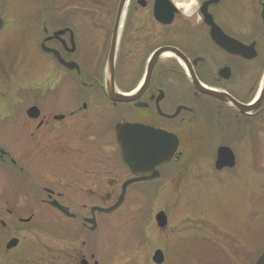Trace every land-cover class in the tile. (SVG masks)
<instances>
[{"label": "rangeland", "instance_id": "rangeland-1", "mask_svg": "<svg viewBox=\"0 0 264 264\" xmlns=\"http://www.w3.org/2000/svg\"><path fill=\"white\" fill-rule=\"evenodd\" d=\"M94 1L99 13L90 14L89 24L103 26L102 9L107 2ZM54 3L56 7L64 5V8L75 9L94 5L89 0H0V16L4 20L0 31V146L3 149L12 147V140L19 138L18 127L24 117L22 110L30 103L21 97L19 90L38 80L40 72H47L43 71L48 67L44 54L40 52L35 61L32 53H36L34 42L44 34L40 31L42 24L51 31ZM109 3L114 5L115 1ZM82 14L78 12L79 16ZM85 17H77L80 24L88 23ZM222 20L228 22L226 17ZM30 25L35 27L31 29ZM255 30L249 29L250 35H255ZM240 31L237 25L233 26L232 33ZM218 55L214 54L213 62H209L212 71L215 70L213 64L222 62ZM256 65L264 66V58L260 56L252 62V66ZM123 66L128 75L136 68L129 58L124 60ZM49 77L50 86L52 76ZM120 81L124 89L133 86L130 78ZM259 81L260 78L254 76L243 79L241 74L233 84L224 83V86L239 99L248 101L255 96ZM67 85L68 80L64 87ZM208 101L212 104L205 96V102ZM245 123V141L238 139L239 129L227 128L218 141L212 137L209 140L212 133L208 136L204 131L201 142L196 126L192 128L193 138L185 127L172 161L159 168V178L129 187L122 205L109 215L95 213V231L89 226L82 227V218L90 217L92 207L112 205L119 190L111 192L106 185L115 179L119 184L131 175L122 161L108 153L106 143L103 149L101 144H96L98 148L92 150L91 174H96L91 178L89 192L53 187L54 179L60 181V185L69 184L67 177L55 176L54 165L33 170L41 197L47 200L44 188L55 190V194H60L58 202L76 215L74 220L46 203L35 202L34 194L20 182L16 172V176L11 177L1 171L0 195L8 188L11 192L3 200L0 196V220L7 221L8 209L13 210L17 218L9 220L6 230L0 227V264H80L82 260L88 264L93 261L98 264H154L151 257L155 250L163 253L162 264H254L264 250V111L257 112ZM219 146L232 150L235 157L232 170L216 172L213 169ZM15 147L20 149L19 139ZM16 157L19 164L21 157ZM21 186L28 196L20 194ZM159 212L166 216L164 228L155 222ZM33 213L29 224L18 222V218L27 219ZM11 237L17 238L19 244L6 251L5 243Z\"/></svg>", "mask_w": 264, "mask_h": 264}, {"label": "flooded vegetation", "instance_id": "flooded-vegetation-1", "mask_svg": "<svg viewBox=\"0 0 264 264\" xmlns=\"http://www.w3.org/2000/svg\"><path fill=\"white\" fill-rule=\"evenodd\" d=\"M104 1L107 5L102 9L105 17L103 26L89 24L92 21L89 19L90 14L99 13L94 0H89L94 3L93 7L83 9L64 8V5L56 7L54 3L51 31L48 32L42 24L40 31L44 34L34 42L36 53H32L35 61H38L40 52L44 54L48 67L43 71L47 72H40L36 77L38 80L30 83L31 86L25 84L19 90L21 97L30 101L22 110L24 117L18 127L20 136L12 140V147L5 150L0 146L2 174L7 173L12 177L16 176V172L20 182L34 194L35 202L48 206L49 202H56L66 208L69 214V207L58 202L60 194H55V190L44 188L47 200L41 197V192L37 191L39 181L33 176L34 169L38 171L54 165L55 176L67 177L69 184L60 185V181L54 179L56 184L53 187H69L86 193L90 191L91 178L96 174H91L90 167L92 150L98 148L96 144H101L103 149L106 143L108 153H113L117 160H123L117 141L118 125L139 124L163 130L174 135L179 144L185 127L189 128L188 135L193 138L192 128L196 126L201 142L204 131H207L208 136L213 134L209 140L212 137L218 141L224 129L236 128L240 131L238 139L245 141V122L257 112L264 111V99L254 113L242 114L232 105L217 99L208 97L212 104L205 102V95L197 88L201 85L223 92L243 106L255 101L264 78V66H252V62L260 56L264 58V44H261L264 43V0H230L227 3L225 0H196L195 8L188 10L177 5L190 4L191 0H181L182 3L178 0H127L116 31L119 0H114V5L109 3L111 0ZM100 3L103 4L102 1ZM81 11L82 18L87 16V24H80L78 12ZM222 17H226L228 22H224ZM2 21L1 30L4 26ZM233 24L241 29L239 34L232 33ZM230 25L233 26L230 28ZM33 27L30 25L31 29ZM211 27L245 47V55L231 53L217 44V36L213 37ZM251 28L256 29L255 35H250ZM114 37L113 87L108 90L106 64ZM259 44L262 45L260 48ZM162 48L169 51L157 58L147 77L149 61ZM252 48L255 57L248 59L246 56ZM214 54H219L222 62L217 65L212 63L215 66L212 71L209 62H213L211 59ZM128 58L133 60L136 67L129 75L123 70L124 60ZM241 74L243 79L247 76L260 78L255 96L248 101L239 99L224 86L233 84ZM49 76H52L50 86ZM129 78L133 86L124 89L120 80ZM67 80L68 85L64 87ZM112 91L133 95L135 99L128 103L114 101L109 96ZM56 101L60 103L55 104ZM18 139L20 149L15 147ZM16 155L21 157L19 164ZM214 162L215 159L213 169ZM131 178L132 175L119 184L118 179L111 180L106 187L112 189L111 192L119 190L120 193L123 184ZM145 182L149 181L139 183ZM10 192V188L7 191L5 189L0 195L1 199H5ZM20 194L28 196L23 188ZM16 215L13 210H6L7 221L0 220V227L6 230L9 220L17 218ZM33 215L30 214L27 219L18 218V222L29 224ZM93 215L96 223L95 214L90 212L89 218ZM67 218L74 220L76 215L71 214ZM89 218H82V227L88 226L86 219ZM96 227L97 224L94 229ZM11 239L13 237L5 243L6 251L15 249L19 244L16 238V247L8 248ZM83 261L88 264L86 260L80 264ZM95 263L98 264L93 261Z\"/></svg>", "mask_w": 264, "mask_h": 264}, {"label": "water", "instance_id": "water-1", "mask_svg": "<svg viewBox=\"0 0 264 264\" xmlns=\"http://www.w3.org/2000/svg\"><path fill=\"white\" fill-rule=\"evenodd\" d=\"M127 0H119L118 8H117V15L115 19V31L118 29V25L121 21V17L123 15V11L126 7ZM2 22L0 20V28ZM212 35L217 36V44L221 47L225 48L227 51L231 53H235L238 55H245L244 48L239 43L224 37L220 31H216L214 28L212 29ZM216 39V38H215ZM249 50V49H248ZM169 49L162 48L156 51L153 55L151 60L149 61L147 67V77L149 76L150 72L152 71L154 64L157 58L168 52ZM114 52H115V37L112 41L111 46V54L106 64V84L108 90L112 89L113 87V67H114ZM255 52L254 49H251V53L246 56V58H254ZM197 88L199 91L207 96L215 98L217 100L226 102L233 107H235L239 112L242 114H250L253 112L262 102L264 99V78L262 80V85L260 87L259 94L256 98V101L251 106H243L236 101H234L231 97L226 95L223 92L212 90L201 85H198ZM109 96L112 100L128 103L135 99L133 95H123L116 92H109ZM117 136L118 142L122 151V159L123 163L127 167V169L131 172L132 175L137 176V178L126 182L123 187L121 194L118 198L116 204L108 209H101V208H92V214L94 211L101 212V213H110L115 210L123 201L125 188L128 184L133 182H137L142 180H154L158 178L159 173L156 170L157 167L163 166L164 164L168 163L174 153L177 150L178 141L177 138L172 135L171 133L165 132L163 130L153 129L151 127L139 125V124H123L118 125L117 129ZM234 165V156L231 151L227 147H219L217 149V157L215 161V168L220 170L224 167L232 168ZM140 175L147 176L144 179L140 178ZM52 206L57 208L66 216H70L68 210L66 208L61 207L56 202L51 203ZM156 224L158 227L163 228L166 226V217L163 212H159L155 216ZM91 224V230L95 228V220L92 217L90 220L87 221ZM17 245V240L12 239L8 244V248H14ZM153 262L156 264H161L163 262V255L158 250L154 253L152 258ZM82 264H86V262H82ZM97 264V263H95ZM255 264H264V251L258 257Z\"/></svg>", "mask_w": 264, "mask_h": 264}, {"label": "clouds", "instance_id": "clouds-1", "mask_svg": "<svg viewBox=\"0 0 264 264\" xmlns=\"http://www.w3.org/2000/svg\"><path fill=\"white\" fill-rule=\"evenodd\" d=\"M196 6V0H191V3L190 4H185L183 5V7L185 9H194Z\"/></svg>", "mask_w": 264, "mask_h": 264}, {"label": "bare ground", "instance_id": "bare-ground-1", "mask_svg": "<svg viewBox=\"0 0 264 264\" xmlns=\"http://www.w3.org/2000/svg\"><path fill=\"white\" fill-rule=\"evenodd\" d=\"M182 8H184V7H182ZM184 9H185V8H184ZM185 10H188V9H185ZM259 89H260V88H259ZM259 89H258V90H259ZM258 94H259V91H257L256 96H257ZM212 135H213V134H212Z\"/></svg>", "mask_w": 264, "mask_h": 264}, {"label": "snow or ice", "instance_id": "snow-or-ice-1", "mask_svg": "<svg viewBox=\"0 0 264 264\" xmlns=\"http://www.w3.org/2000/svg\"><path fill=\"white\" fill-rule=\"evenodd\" d=\"M178 7H183V5H177Z\"/></svg>", "mask_w": 264, "mask_h": 264}]
</instances>
